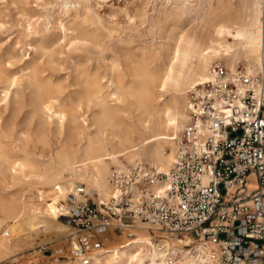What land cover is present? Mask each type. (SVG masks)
Masks as SVG:
<instances>
[{
	"label": "bare ground",
	"instance_id": "bare-ground-1",
	"mask_svg": "<svg viewBox=\"0 0 264 264\" xmlns=\"http://www.w3.org/2000/svg\"><path fill=\"white\" fill-rule=\"evenodd\" d=\"M244 5L245 10L236 15L218 14L209 21L207 14L203 16L205 34L185 39V44L174 47L159 66L145 62L125 71L114 67L106 82L98 71L81 69L71 85L76 89L67 99L62 97V84L44 76L41 65L33 64L27 67L28 74L18 76L0 60V88H4L0 101L6 109L13 106L12 118L17 119L29 107L31 121L38 119L37 140L45 142L52 132L48 119L57 124L55 132L60 136L49 160L36 161L27 152L29 142L18 144L12 125H4L0 110V150L10 146L16 152L24 151V155H2L5 163L0 162V181L4 189H11L24 183L16 177L18 170L30 174L29 179H23L26 186L19 188L23 196L0 197L6 219L19 222L22 215L33 211L41 215L39 220L45 228L65 229L62 222H56L59 214L55 203L76 183H84L104 199L111 194L109 176L114 166L140 160L168 172L175 159V139L189 119L190 92L205 79L215 61H224L232 69L245 61L249 73L264 72V0H248ZM227 37L235 44L227 42ZM170 90L175 95L160 102ZM127 98L139 111L132 122L125 117L130 112L125 108ZM87 112H91L90 117ZM32 129V124L25 128L27 132ZM6 170L14 174L7 175ZM42 196L54 199L53 210ZM134 233L132 238L119 236L126 240L107 248L92 264H161L151 247L153 235L141 229Z\"/></svg>",
	"mask_w": 264,
	"mask_h": 264
},
{
	"label": "built area",
	"instance_id": "built-area-1",
	"mask_svg": "<svg viewBox=\"0 0 264 264\" xmlns=\"http://www.w3.org/2000/svg\"><path fill=\"white\" fill-rule=\"evenodd\" d=\"M189 96L171 169L114 166L104 199L76 183L58 205L68 245L53 256L92 264L141 229L161 264H264V72L217 62Z\"/></svg>",
	"mask_w": 264,
	"mask_h": 264
},
{
	"label": "rangeland",
	"instance_id": "rangeland-1",
	"mask_svg": "<svg viewBox=\"0 0 264 264\" xmlns=\"http://www.w3.org/2000/svg\"><path fill=\"white\" fill-rule=\"evenodd\" d=\"M247 3L248 0H126L124 3L114 0H0V60L9 72L18 76L28 74L27 67L33 64L41 65L44 76L62 84L65 89L62 97L67 99L76 89L71 85L81 69L98 71L106 82L110 80L114 67L125 71L145 62L159 66L174 47L185 44V39L205 34L203 16L207 14L206 21H209L218 14L236 15L245 10L244 4ZM227 42L235 44L233 38L227 37ZM215 62L226 65L224 61ZM239 66L248 69L245 61ZM261 71L257 70L258 73ZM26 92L30 95L29 91ZM174 95L170 90L160 102L168 101ZM3 96L4 88H0V100ZM125 102V108L130 110L125 117L132 122L139 111L131 99L127 98ZM5 105L3 100L0 101L2 121L6 127L12 125V134L19 140L18 144L22 146L29 142L27 152L32 158L47 162L58 147L57 124L48 119L52 123V132L45 142H41L35 133L38 119L31 121L30 108H25L14 120L13 106L6 109ZM86 116L90 117L91 112ZM30 124L32 133L25 130ZM8 147L0 150V162L5 163L2 159L4 153L24 155V151L16 152ZM6 171L7 175L14 174L11 170ZM29 175L28 171L18 170L16 177L24 183L11 189H4L0 181V197L23 196L19 188L26 186L23 179H29ZM65 197L57 199L56 212ZM42 198L44 203L52 204L50 209L53 210L54 199ZM40 217L30 211L22 215L19 222L7 220L0 203V240L4 244L0 248V264L70 261L52 255L55 249L68 245L67 227L45 228ZM125 240V237H117L115 243ZM115 243H108L109 248Z\"/></svg>",
	"mask_w": 264,
	"mask_h": 264
},
{
	"label": "crops",
	"instance_id": "crops-1",
	"mask_svg": "<svg viewBox=\"0 0 264 264\" xmlns=\"http://www.w3.org/2000/svg\"><path fill=\"white\" fill-rule=\"evenodd\" d=\"M256 183H255V180L254 178H252V187H255Z\"/></svg>",
	"mask_w": 264,
	"mask_h": 264
}]
</instances>
